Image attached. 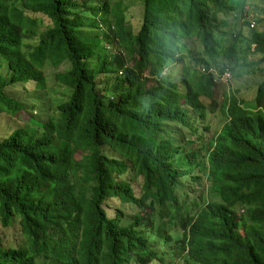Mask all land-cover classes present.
<instances>
[{
  "label": "trees",
  "instance_id": "trees-1",
  "mask_svg": "<svg viewBox=\"0 0 264 264\" xmlns=\"http://www.w3.org/2000/svg\"><path fill=\"white\" fill-rule=\"evenodd\" d=\"M130 6L0 0V115L37 127L0 138V264H264V0ZM55 85L46 120L11 92Z\"/></svg>",
  "mask_w": 264,
  "mask_h": 264
},
{
  "label": "rangeland",
  "instance_id": "rangeland-1",
  "mask_svg": "<svg viewBox=\"0 0 264 264\" xmlns=\"http://www.w3.org/2000/svg\"><path fill=\"white\" fill-rule=\"evenodd\" d=\"M128 3H131L130 8L128 9V19H130L131 23L135 26L136 29L139 28L141 24V13H142V6H141V0H127ZM248 11H253L251 8H247ZM264 9V6L262 7ZM264 18V14L260 15ZM251 20H254V17L251 18ZM51 23L49 19L46 20V24ZM264 26V24H263ZM38 44V42L34 41L33 45ZM259 56L253 57L255 61H257ZM176 67L170 68L166 71V74L172 78L176 79L178 78L180 74V67L181 65ZM3 68V69H2ZM264 70V65L260 67ZM0 69L7 75L11 76V71L8 69V65L6 62L2 60V57L0 56ZM261 72V70H260ZM264 76V72L262 73ZM48 78H50L51 74H47ZM255 84V77L252 75H247L243 81H240V84H233L232 86H226L222 85L219 87L216 91L215 98L219 101V103H223L225 100V94L227 92L232 91L233 89H242V97L246 101V105L248 108H255L256 107V98H257V88L254 85ZM50 85V83H49ZM52 85V84H51ZM12 94L15 96H18L22 98L23 100L26 99L29 102L30 109L33 110V112L40 113L41 118L47 119L48 118V111L51 113L52 116L57 117V105L60 103L62 99L65 98V87L61 85H55L49 86L47 92L40 90L36 88L35 86H28L25 87H19L15 88L12 91ZM32 115L24 113L20 116L19 120L16 118H12L10 116L6 115H0V138H5L6 136L10 135L13 131L18 130L20 128H26V129H37L35 125H33L30 122V118ZM219 125V124H218ZM111 215L112 210L108 209ZM1 223H0V229H1ZM8 235H11L13 230H7L6 231ZM22 238H20L21 240Z\"/></svg>",
  "mask_w": 264,
  "mask_h": 264
},
{
  "label": "built area",
  "instance_id": "built-area-1",
  "mask_svg": "<svg viewBox=\"0 0 264 264\" xmlns=\"http://www.w3.org/2000/svg\"><path fill=\"white\" fill-rule=\"evenodd\" d=\"M255 27H256V24H253V28H255ZM204 70H206V69H204ZM215 73H217V72L215 71ZM218 77H220V78H217L218 80H220L218 82H222V83L224 82L225 84H229L233 78V75H232L231 71H227L226 73H224L223 75L218 76Z\"/></svg>",
  "mask_w": 264,
  "mask_h": 264
},
{
  "label": "clouds",
  "instance_id": "clouds-1",
  "mask_svg": "<svg viewBox=\"0 0 264 264\" xmlns=\"http://www.w3.org/2000/svg\"><path fill=\"white\" fill-rule=\"evenodd\" d=\"M205 73H206V70H205ZM220 83V82H219Z\"/></svg>",
  "mask_w": 264,
  "mask_h": 264
}]
</instances>
